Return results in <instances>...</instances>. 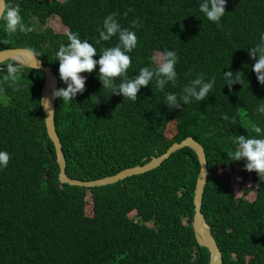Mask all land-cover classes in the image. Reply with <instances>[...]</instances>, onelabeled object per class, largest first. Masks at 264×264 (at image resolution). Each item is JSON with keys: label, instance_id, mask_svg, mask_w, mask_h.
Segmentation results:
<instances>
[{"label": "trees", "instance_id": "16d2710c", "mask_svg": "<svg viewBox=\"0 0 264 264\" xmlns=\"http://www.w3.org/2000/svg\"><path fill=\"white\" fill-rule=\"evenodd\" d=\"M18 6L31 31L9 35L0 21V51L32 49L59 80L55 52L65 34L37 29L57 16L68 31L94 43L97 28L113 12L122 27L136 30L129 77L149 64L154 53L175 50L176 92L196 73L216 77L206 100L169 110L155 85L142 87L138 100L125 101L102 89L96 72L87 77L76 101L56 100L55 124L72 179L93 181L143 166L171 145L192 137L203 145L210 174L202 213L222 252L223 264H264V183L243 161L229 162L228 137L247 135L251 106L264 101V86L251 70L247 48L264 31V0H227L218 27L203 18L196 0H8ZM127 13V15H125ZM7 41V43H5ZM115 38L95 45L113 46ZM98 59L99 57H95ZM7 63V62H6ZM1 66L0 77L6 74ZM248 66V67H247ZM14 91L0 80V150L10 155L0 170V264H209L208 249L197 243L192 227L194 195L200 165L188 147L170 155L158 168L112 185L79 187L59 182V165L40 106L45 74L25 67ZM244 72L249 86L231 91L223 71ZM98 71V68H97ZM258 106V105H257ZM236 117V124L221 119ZM174 125V135L168 137ZM241 167L244 194L256 190L253 202L237 199L231 173ZM260 184V188L256 185ZM90 213V214H89ZM135 214L132 216V214ZM248 258L250 261L248 262ZM247 259V260H246Z\"/></svg>", "mask_w": 264, "mask_h": 264}, {"label": "clouds", "instance_id": "9594fccd", "mask_svg": "<svg viewBox=\"0 0 264 264\" xmlns=\"http://www.w3.org/2000/svg\"><path fill=\"white\" fill-rule=\"evenodd\" d=\"M196 4L205 20L220 26L226 13L227 0H196ZM119 15L118 12H113L103 19L102 25L97 28L98 37L94 43L87 38L81 39L78 32L65 33L67 43L58 47L55 52V61L59 64V78L66 87L56 89L52 99L60 100L65 105L76 101L77 95L85 91L87 77L82 73L93 72H96L103 90L111 95L122 96L124 102L135 103L140 89L154 84L155 88L164 94L163 102L170 111L182 110L184 108L182 105L206 100L214 91L216 77H207L201 72L196 73L182 85L178 93L165 92L166 86L171 85L173 88L177 86L176 65L179 60L176 51L167 48L161 53H154L147 66L140 67L135 75L129 77L128 71L132 64L130 54L138 46L136 30L142 25L134 21L131 30L122 27L117 19ZM0 21H3L4 31L9 35L32 30L22 23L18 6H9L8 0H0ZM113 38H115L113 46H102L98 53L94 44L101 45V42H109ZM28 51L33 50L28 49ZM246 51L253 61L250 67L256 75L257 82L264 86V31L259 32L257 41ZM97 56L98 59L95 58ZM38 67L39 62L36 68ZM4 68L6 74L0 77V80L14 91H22L19 81L26 70L23 62L8 60ZM221 79L223 86L226 85L230 91L236 84L241 85L242 88L249 86L242 71L235 73L231 70L223 71ZM40 102V106L48 112L51 111V101L48 98H43ZM251 116L252 119L247 121L246 127L243 126L247 130V135L228 137L230 148L226 151L227 160L229 162L243 161V170L255 172L260 183H264V101H257L251 106ZM221 119L233 125L237 122L235 116L229 117L227 113H221ZM9 159V153L0 150V170L7 168ZM239 179L237 177V181ZM256 188H260V184H257Z\"/></svg>", "mask_w": 264, "mask_h": 264}, {"label": "water", "instance_id": "95a60500", "mask_svg": "<svg viewBox=\"0 0 264 264\" xmlns=\"http://www.w3.org/2000/svg\"><path fill=\"white\" fill-rule=\"evenodd\" d=\"M8 60H26L25 67L41 71L45 74L44 86L41 93V99L48 98L51 101L50 110H45L42 107L43 113L45 115V124L47 129V134L54 144V148L57 154V162L59 165V182L61 184H68L71 186H79V187H101L106 185H112L119 181L125 180L129 177L141 175L143 173L149 172L158 168L165 160H167L171 154L174 152L181 150L185 147L191 148L197 155L200 172L197 178V183L195 187V195H194V206H195V214L193 217V230L195 233V237L197 243L208 249L210 253V261L209 264H223L222 252L211 232L209 224L206 222L205 216L202 213V202L203 195L205 191V187L208 181V176L210 171L208 169V161L205 153V149L202 144L193 139L192 137H188L181 142H176L170 146L167 152L159 157H154L148 163L143 166H136L133 168L125 169L113 176H108L102 179H97L93 181H81L78 179H72L68 176L66 172L67 162L66 157L63 152V147L60 142L59 135L57 133V128L55 124V108H56V99H52L53 93L59 87V80L55 73L49 66H44L42 61L33 53L29 52L26 48H14V49H6L0 51V64L7 62ZM39 62V67L37 64ZM35 68V69H34Z\"/></svg>", "mask_w": 264, "mask_h": 264}, {"label": "rangeland", "instance_id": "374dc122", "mask_svg": "<svg viewBox=\"0 0 264 264\" xmlns=\"http://www.w3.org/2000/svg\"><path fill=\"white\" fill-rule=\"evenodd\" d=\"M59 1L64 2L65 0H59ZM35 22L37 25V29H39L41 31L50 30L53 32V34H65L68 31V29L62 25L60 18L57 16H53V17L46 19L45 23H41L38 20H35ZM6 101H7V99L0 94V103L5 104ZM173 135H174V125H171L169 128L168 137L172 138ZM225 171L231 173V185L233 187V193H234L235 197L237 199L244 198L245 197L244 192L248 187L252 186V184H253L252 181L251 180H248V181L243 180V177L240 174L241 167H237V168H235V170H231L228 168V169L222 170L220 172H225ZM237 177L240 178L239 181H237ZM245 198L250 202L254 201L256 198V190H253ZM134 215L135 214L133 213L132 216H134ZM249 261H250V258H248V262Z\"/></svg>", "mask_w": 264, "mask_h": 264}, {"label": "bare ground", "instance_id": "6f19581e", "mask_svg": "<svg viewBox=\"0 0 264 264\" xmlns=\"http://www.w3.org/2000/svg\"><path fill=\"white\" fill-rule=\"evenodd\" d=\"M20 62H23V64L27 63V61H26V60H22V61H20Z\"/></svg>", "mask_w": 264, "mask_h": 264}, {"label": "flooded vegetation", "instance_id": "af4514ba", "mask_svg": "<svg viewBox=\"0 0 264 264\" xmlns=\"http://www.w3.org/2000/svg\"><path fill=\"white\" fill-rule=\"evenodd\" d=\"M5 63H6V62H5ZM5 63H3V64H0V69H2V68H1V66H2V65H4Z\"/></svg>", "mask_w": 264, "mask_h": 264}]
</instances>
